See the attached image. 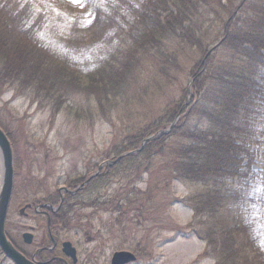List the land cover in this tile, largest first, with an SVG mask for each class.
<instances>
[{
	"label": "trees",
	"instance_id": "trees-1",
	"mask_svg": "<svg viewBox=\"0 0 264 264\" xmlns=\"http://www.w3.org/2000/svg\"><path fill=\"white\" fill-rule=\"evenodd\" d=\"M46 4L47 0H0V82L19 79L21 89L30 84L36 87L37 98H49L54 105L61 104L60 84L90 86L97 75L113 69V62L134 61L137 53L155 60L160 76L170 80L186 49L205 53L204 41L196 34L204 21L213 17L223 22L239 6L238 16L230 21L227 36L218 46L220 54L213 52L206 58L204 71L199 72V63L191 69L193 96L198 99L193 108L187 111L183 107L187 95H180L173 109H159L106 158L115 160L137 149L143 138L168 126L180 111L171 132L149 140L141 154L169 150L173 177L201 184L202 189L186 202L194 220L188 227L196 229L205 242L202 257L213 259L214 264H264V135L257 130L264 118V0L242 4L234 0H87L81 9L53 3L47 8ZM222 28L213 41L224 35ZM110 29L112 36H106ZM75 59H82L87 68L78 67ZM99 107L102 115L109 112L108 107ZM136 157L123 156L105 165L99 172L103 186L94 185V193L104 191L100 199L109 195L115 178L131 176V186L132 176L147 171L146 167L139 170ZM81 178L67 184L73 186L86 177ZM257 182L254 191L250 186ZM92 184L76 196L64 194L57 212L61 223L76 208L123 213L118 198L100 201L96 193L94 201L88 202ZM134 190L132 186L130 191ZM55 195L54 206L59 204ZM205 214L211 224H205ZM123 234V239L129 238Z\"/></svg>",
	"mask_w": 264,
	"mask_h": 264
},
{
	"label": "rangeland",
	"instance_id": "rangeland-1",
	"mask_svg": "<svg viewBox=\"0 0 264 264\" xmlns=\"http://www.w3.org/2000/svg\"><path fill=\"white\" fill-rule=\"evenodd\" d=\"M86 1L47 0L46 5L47 8L53 3L52 6L81 9ZM234 2L242 4L244 0ZM238 14L239 6L223 22L221 20L216 22L213 17L204 21L201 31L196 34L200 37V42L204 41L202 47L205 46V53L202 55L197 48L186 49L185 53L179 56L178 68H172L170 80L160 76L155 60H149L144 58V54L140 56L137 53L134 61L129 62L128 58L122 62H113V69L105 70L101 77L97 75L90 86L70 84L68 81L60 84L62 98L60 105H54L49 98H37L33 91L36 87L30 84L26 85L28 88L21 89L22 81L19 79L0 82L4 84L0 85V125L14 141L13 150L17 162L12 203L7 217L9 236L17 238L19 231L27 230L30 224H37L36 221L24 219L18 214L19 208L23 205L22 200L40 189L35 184L36 178L40 181L48 177V183L44 181L45 185L53 189L55 197L57 190L65 186L67 179H74L78 174L89 176L94 172L93 167L96 165L103 169L107 165L103 161L107 160L108 153H112L116 145L130 133L135 134L137 129L148 124L150 116L159 109L160 111L173 109L174 101L180 95H187L183 107L187 106V111L193 108L198 99L193 96L194 77L191 76V69L199 63L201 66L199 72L204 71L206 58L212 56L213 52L220 54L218 46L227 36L230 21ZM222 26L224 35L218 41H213L218 31L223 30ZM107 32L106 36H112V29ZM75 60L79 62L78 67L81 69L87 68L82 59ZM127 63L129 65L126 66ZM153 81H156V84L151 85ZM93 86L97 89H93ZM56 95L58 97L57 93ZM100 105L108 107L109 112L102 115ZM179 118L180 111L168 126L146 136L137 149L120 156L122 158L137 155L136 158L141 163L137 164L140 165L139 170L147 168L142 175L132 176L134 181H131V186H128L131 176L115 178L111 182V189L107 191L109 195L100 199L105 192H96L100 201L118 198L123 213H110L100 207L101 210L94 207L82 210L78 208L71 216L67 214L66 225L81 215L82 221L73 225L76 226L73 229L60 227L58 231L60 242L72 241L76 247L83 248L84 245H90L84 243V231H90L98 233L101 237L100 245L108 248L106 258L115 250H132L136 248L135 245H139L142 250L139 255L141 261L139 259L133 264H214L213 259L201 256L205 242L196 229L188 227L194 220L193 209L186 199L196 195L202 189L201 184L184 183L173 177L175 173L172 174V164L167 162L169 150L151 155L141 154L149 140L170 133ZM257 130L261 136L264 135V118L257 124ZM173 140L174 136L169 143ZM258 164L259 159L256 161L255 169L258 168ZM95 178L98 179L94 181ZM89 182L93 184L88 191L87 200L92 202L96 194L93 190L94 185L98 188L103 186L100 173L91 174L87 186ZM132 186L135 187L133 192L130 191ZM250 187L255 191L259 184L253 183ZM29 188H32L31 191L26 192L25 189ZM62 191L58 192L62 194ZM37 196L40 198L46 196L45 187ZM53 211V214H57L56 209ZM262 213L264 215V211ZM203 218L205 224H211L207 214ZM114 229L121 233L113 231ZM106 231L115 233L113 244L106 243L111 236ZM122 233H128L135 239L124 242L121 239L124 236ZM0 264L13 263L1 260Z\"/></svg>",
	"mask_w": 264,
	"mask_h": 264
},
{
	"label": "flooded vegetation",
	"instance_id": "flooded-vegetation-1",
	"mask_svg": "<svg viewBox=\"0 0 264 264\" xmlns=\"http://www.w3.org/2000/svg\"><path fill=\"white\" fill-rule=\"evenodd\" d=\"M13 142L10 139V143L12 145L13 149ZM15 159V158H14ZM15 164L17 166V162L15 161ZM17 173V172H16ZM81 177H78L74 179V181H78ZM81 179H84V176H82ZM48 183V177L45 179H41L39 181V178H36L35 184L38 185V188L36 191L32 192L30 196H27L22 200L23 205L19 208L18 214L20 217L24 219H30L33 221H36L37 224L35 225H28L27 230H21L17 234V238L14 239L9 236V238L13 241L16 248L28 259L32 260L36 264H111V257L112 254L108 255L106 258V250L108 248L102 247L99 243V240L101 239L100 235L98 233H90V231H84V243L90 244V245H84L83 248L76 247L74 243L71 241L72 245L75 247V259L72 258L69 255H66L64 253L62 243L59 239V230L60 227H64L63 223L60 222V220L57 219L58 214H53V208L51 206V202L53 201L54 194L52 193L53 189L48 187V185H45V182ZM80 182V181H79ZM81 183H77L73 186H69L68 184L63 187H60L58 191L68 192L72 196H76L78 189H81V187H78L81 185ZM45 185V186H44ZM72 185V184H70ZM45 187V193L46 196L40 198L38 195L39 191L42 190V188ZM24 189V188H23ZM32 188L25 189L26 192H30ZM53 194V195H52ZM59 195L63 199V194ZM13 196V194H12ZM12 203V197L9 203L7 217L9 214V208ZM26 209L21 211L22 207H25ZM32 212V213H31ZM7 217L5 221V229H7ZM66 228L67 225L65 224ZM16 227V226H15ZM74 226H69V228H73ZM21 228V225L19 226ZM8 231V230H7ZM29 233L30 237H25L24 234ZM106 233H109L110 235L112 233L106 231ZM103 238V237H102ZM29 239V240H28ZM79 241V240H78ZM115 238L112 236H109L106 243H114ZM80 243V241H79ZM104 243V244H106ZM133 252L136 256V259L134 261L125 263V264H133L135 262H138L140 259V252L133 250H129ZM113 253V252H112ZM141 261V259H140Z\"/></svg>",
	"mask_w": 264,
	"mask_h": 264
},
{
	"label": "water",
	"instance_id": "water-1",
	"mask_svg": "<svg viewBox=\"0 0 264 264\" xmlns=\"http://www.w3.org/2000/svg\"><path fill=\"white\" fill-rule=\"evenodd\" d=\"M12 189V150L6 135L0 129V247L6 256L9 257L15 264H34L23 256L17 249H15L5 234L4 223ZM24 209L25 207H23L21 211L23 212ZM24 236L30 237V234L25 233ZM63 249L67 255L75 258V249L69 241L63 243ZM133 260H135L133 253L128 251H116L112 256L111 264H124Z\"/></svg>",
	"mask_w": 264,
	"mask_h": 264
}]
</instances>
